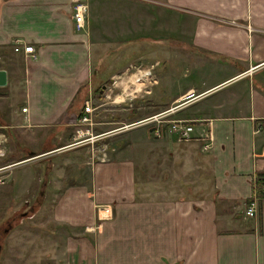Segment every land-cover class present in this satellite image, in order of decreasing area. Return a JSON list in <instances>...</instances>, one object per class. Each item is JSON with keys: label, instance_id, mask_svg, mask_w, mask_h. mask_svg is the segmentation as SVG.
<instances>
[{"label": "crops", "instance_id": "obj_1", "mask_svg": "<svg viewBox=\"0 0 264 264\" xmlns=\"http://www.w3.org/2000/svg\"><path fill=\"white\" fill-rule=\"evenodd\" d=\"M144 1L159 13L153 29L166 28L162 14L175 15L169 24L185 30L179 44L196 54L185 55L196 80L169 98L189 100L164 111L189 122L193 133L188 141L139 138L137 161L83 164L82 149L66 144L96 85L90 10L76 30L73 0H0V137L7 151L10 140H23L41 143L42 157L53 158L41 194L51 205V229L40 263L264 264V182L257 181L264 179V0ZM15 39L33 46L36 59L14 52ZM176 143H187L191 162L210 175L211 194L139 198L137 181H145L140 172L149 163L142 148L155 151L154 164L177 166L183 156ZM251 204L253 216L246 213ZM101 205L108 212H97Z\"/></svg>", "mask_w": 264, "mask_h": 264}, {"label": "rangeland", "instance_id": "obj_2", "mask_svg": "<svg viewBox=\"0 0 264 264\" xmlns=\"http://www.w3.org/2000/svg\"><path fill=\"white\" fill-rule=\"evenodd\" d=\"M87 4L90 24L94 32L97 31L93 37L97 53L92 63V68L97 70L96 85L88 96L94 110L91 124L78 121L72 126L66 146L82 149L79 158L83 164L91 160L98 162L103 157V149L106 159L132 157L137 161L139 138H142V143H155L165 134L168 138L172 137V133L166 131L169 124L164 122L172 120V116L163 117L160 123L152 120L140 126H126L189 100L188 96L180 102L169 98L176 94V88L180 91L178 88L186 82L196 80L185 59L186 54L195 52L179 44L180 36H184L180 32L184 29L169 24L176 18L175 15L161 13V19L157 20L162 21L161 25L166 28L161 31L153 29L158 26L153 18L159 15L154 4L144 0H87ZM153 37L165 38V41L153 42ZM170 38H176L172 39L173 44L169 42ZM135 76L139 79H134ZM158 124L162 129L160 136L155 133ZM138 131L145 133L137 136ZM102 134L106 137L98 138L90 145L75 144ZM34 143L10 140L6 156L0 159V165L29 159L14 167L7 182L0 185V264H50L47 261L40 263L41 252L49 245L47 231L51 229L46 225L51 205L41 194L47 164L53 158L42 157L41 143ZM181 144L176 143L177 154L183 156V161L177 166L169 160L160 165V159L154 164L152 153L155 151L148 153V149L142 148L149 163L140 172L145 181H137L139 198L211 194L210 175L203 167L194 165L195 161L191 162L186 147L188 144L184 143L182 148ZM18 145L28 152L30 148L34 151L23 155L18 152ZM201 151L204 155L208 153L204 143ZM102 207L99 206L97 212Z\"/></svg>", "mask_w": 264, "mask_h": 264}, {"label": "built area", "instance_id": "obj_3", "mask_svg": "<svg viewBox=\"0 0 264 264\" xmlns=\"http://www.w3.org/2000/svg\"><path fill=\"white\" fill-rule=\"evenodd\" d=\"M87 11H88L87 0H73V13H74L73 21H74V26L76 30H82L84 28ZM13 50L14 52H23L24 54L29 55L33 59H36L37 57L33 46L25 45L19 39L13 40ZM25 110L26 108H22V112H25ZM93 110L94 108L92 107V104L90 103V101L85 100L83 103V112L79 116L78 121L83 124H91L92 122L91 115H92ZM163 117H165V112L157 114L147 119L138 120L126 127L143 125L152 120L160 123ZM164 122L169 124L167 125L166 131H169L170 133H172V135H175L178 141H188L191 138V134L193 133V126L189 124V122L185 120H165ZM163 126H165V124ZM155 133L157 134V136H160L162 133V129L159 124L157 125L155 129ZM98 138H101V135L99 137L98 136L90 137L89 140L91 143H93V141ZM6 142H7L6 138L0 137V159L6 156V153H7ZM80 143L82 142L80 141L75 144H80ZM205 147L207 148V145ZM104 157H105V152L103 149L102 160L105 159ZM27 161H29V159H26L20 162H13V163L0 165V185H3L7 182L12 172V169L14 167H16L17 165L21 163L27 162ZM263 192H264V189H263ZM100 211L106 213L108 212V209L106 206H103L102 208L99 209V212ZM254 211L255 210L253 208V204H251V206L247 208L246 213L249 216H253Z\"/></svg>", "mask_w": 264, "mask_h": 264}, {"label": "water", "instance_id": "obj_4", "mask_svg": "<svg viewBox=\"0 0 264 264\" xmlns=\"http://www.w3.org/2000/svg\"><path fill=\"white\" fill-rule=\"evenodd\" d=\"M5 84V72L0 71V86ZM0 250H1V244H0Z\"/></svg>", "mask_w": 264, "mask_h": 264}, {"label": "trees", "instance_id": "obj_5", "mask_svg": "<svg viewBox=\"0 0 264 264\" xmlns=\"http://www.w3.org/2000/svg\"><path fill=\"white\" fill-rule=\"evenodd\" d=\"M82 109H83V107H82ZM82 109H81V112L78 114V116H80V114L82 113ZM257 181H258L259 184H260V183L262 184V183L264 182V179H258ZM260 193H261V192H259V196H260V197L264 195V194H262V193L260 194Z\"/></svg>", "mask_w": 264, "mask_h": 264}]
</instances>
